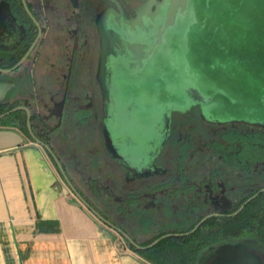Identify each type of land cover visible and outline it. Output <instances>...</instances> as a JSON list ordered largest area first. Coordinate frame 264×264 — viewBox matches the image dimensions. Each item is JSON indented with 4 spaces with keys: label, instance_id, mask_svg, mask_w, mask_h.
I'll use <instances>...</instances> for the list:
<instances>
[{
    "label": "rangeland",
    "instance_id": "374dc122",
    "mask_svg": "<svg viewBox=\"0 0 264 264\" xmlns=\"http://www.w3.org/2000/svg\"><path fill=\"white\" fill-rule=\"evenodd\" d=\"M39 1L46 11H52L51 0ZM210 2L204 6L202 0H191L190 14L179 19L168 32L165 43L142 70L128 69L123 63L116 66L119 102L124 106L141 102L130 108L134 113L127 114L122 122V133L136 143L140 152H146V142L154 136L152 124L162 94L168 92L173 98L180 99L183 89L189 84L202 92H216L218 97L225 94L224 98L230 102L235 100L236 103L251 105L259 102L258 96L264 88V16L251 8L249 2L243 3L238 12L233 10L236 5L233 0ZM209 38L211 42H208ZM131 94L138 96L130 98ZM221 99L222 104L226 103ZM230 126L229 123H208L199 117L196 110L175 113L170 136L158 158L167 174L126 181L122 167L109 156L102 177L95 171L98 177L90 183L94 189L92 199H89L93 204L88 202L139 243L159 237L157 232L160 230L173 232L187 227L206 210H232L238 196L264 183V161L256 163L249 171H241L221 164L211 154L205 143ZM234 126L264 132L263 127L255 125L235 123ZM185 133L194 137L190 157L184 161L188 177L198 183L208 181V170L203 171V168L214 165H221V176L215 178L217 186L214 189L209 187L213 182L210 180L200 191L178 193L171 198L166 192L179 186L175 156L178 140H182ZM172 173L173 181L169 186L159 191L149 190L166 181ZM186 204L194 208L187 210ZM117 233L118 243L123 246L125 237Z\"/></svg>",
    "mask_w": 264,
    "mask_h": 264
},
{
    "label": "crops",
    "instance_id": "0c3cea01",
    "mask_svg": "<svg viewBox=\"0 0 264 264\" xmlns=\"http://www.w3.org/2000/svg\"><path fill=\"white\" fill-rule=\"evenodd\" d=\"M67 3L51 0L52 11L44 8L50 26L42 55L30 77L20 82L0 73V101L37 94L47 143L75 188L92 203L95 171L101 175L109 163L100 126L89 111L61 107L62 77L47 76L49 68L60 64L56 33L73 22L67 16L75 5ZM69 94L87 96L78 80H72ZM117 232L75 194L43 145L18 123H0V264H151L126 243L120 246Z\"/></svg>",
    "mask_w": 264,
    "mask_h": 264
},
{
    "label": "flooded vegetation",
    "instance_id": "af4514ba",
    "mask_svg": "<svg viewBox=\"0 0 264 264\" xmlns=\"http://www.w3.org/2000/svg\"><path fill=\"white\" fill-rule=\"evenodd\" d=\"M26 2L33 17L29 15L24 8L22 0H9L16 22L22 28V36L17 44L8 46L6 49H0V67L12 69L5 73L18 82L26 77H30L33 65L42 55L43 45L48 40V28L50 26L43 5H38L36 8L31 4L30 0H26ZM67 4L69 6L75 5L71 14L67 16V18L73 19V22L72 24H65L62 26L64 31L61 30L56 33L55 41L57 44V52L61 56V59L57 62L60 64L49 68L47 76L49 77L57 74L62 77L61 83L64 87V93L59 103L61 107L69 106L72 110L89 111L93 113L90 115V118L94 117L98 122V126H100V135L103 139L104 148L107 154L122 167L121 169H123L126 181H134V179H139L143 176L157 177L162 174H167V169L158 163V158L163 146L170 136L173 115L175 113H185L192 110H196L199 113V117L208 123H229V125H231L221 130L217 134L218 137L212 138L208 143H205L211 154H213L221 164L223 163L225 166L237 168L241 171H249L256 163L264 161L262 157L256 162L243 165V158L238 155L239 153L236 149H227L221 146V143L227 144L223 142V134H228L229 132H233V134L235 132L250 134V140L255 138L259 143L264 144L263 131L253 128L243 130L234 126L235 123H242L264 128L263 124L256 123H264V121L247 118L223 119L220 116L211 114L209 112L210 110L207 111L206 108H208V104L192 105L185 110H173L171 112L169 125L161 141L146 152H139L140 150L136 147V143L129 140L128 137L122 133V122L125 119V115L132 112L130 108L137 107V105L130 104L131 106H124L119 102V92L115 84L116 66L118 63H123L126 68L139 71L138 68L143 65L144 61H146L145 63L147 64L151 60V55L154 50L150 51V47L155 40L158 27L165 18L169 0H68ZM25 55L26 57L20 65L13 68ZM145 63L144 65H146ZM0 73L3 72L0 71ZM72 80L79 81L80 91L83 90V92L86 93V98L70 96L69 88ZM131 95L130 98L138 96V94ZM129 99H126L127 102ZM39 103L40 101L37 94L32 93L31 97L24 96L9 102L0 101V109H3L1 111V113H3L15 106L26 105L31 112V128L34 126L35 131L40 137L47 138V131L41 129L43 120L37 113L40 107ZM15 111L24 112L25 116H16V121L20 124H26L27 126V114L25 110L18 109L9 111L6 115ZM87 116L88 115H86V118L89 119V116ZM36 128H38V130ZM255 132H258L255 134L256 136H254ZM37 133L34 134L40 138ZM183 136L182 140H178L175 156L176 177L179 186L174 187L172 190H168L171 193L166 192L171 198H174L178 193H192L198 189L200 191L202 190L201 187H206L210 180L213 182H210L209 187L214 189L217 186L215 178L221 176V165L218 167L214 165L203 168V171L206 169L208 170V181L204 180L198 183L195 182L194 179L188 177V173L184 169V161L190 157V150L194 147V137L190 133H185ZM185 147L188 148V155L184 158L182 166L178 167L179 148ZM140 156L143 158V162H141ZM181 177H183V180H181ZM171 181H173V173L164 182H169V186ZM263 187L264 183L248 191L246 190L245 193L238 196L239 199L235 205L236 209L228 214H237L247 202L264 191H260ZM177 189L180 190L178 191ZM174 190L177 191L174 193L172 192ZM251 192L252 194H250ZM250 197L252 198L247 201ZM242 198L244 199L242 200ZM243 203V207L237 213H234ZM186 208L187 210H191L194 207L191 208L190 204H186ZM225 209H209L199 213L198 216L200 214L204 216L212 212H218L220 213L219 215H222L225 214L223 212ZM125 239L126 238H123L124 243H126ZM243 239L256 240L257 243L264 248V243L259 242L255 237H245L223 243H236ZM223 243L210 246L203 251L201 256L203 254L207 255L214 247ZM259 255L262 258L261 264H264V252L259 253ZM199 264H208V261L205 263L199 262Z\"/></svg>",
    "mask_w": 264,
    "mask_h": 264
},
{
    "label": "water",
    "instance_id": "95a60500",
    "mask_svg": "<svg viewBox=\"0 0 264 264\" xmlns=\"http://www.w3.org/2000/svg\"><path fill=\"white\" fill-rule=\"evenodd\" d=\"M210 1L211 0H202L203 3L202 5L208 6L212 3ZM233 1L236 2V5H234L235 9H233L234 11L238 12V10L241 8L240 6H242L243 3L245 4L249 2L248 4L251 6V8H255L257 11H259V13H261L264 16V0H233ZM190 2L191 0H169L165 18L161 23V25L158 27L155 35V40L153 41L152 46L150 47V51L154 50L153 54L158 50L160 46H162L165 43L168 32L174 26L177 25L179 19L182 16H186L190 14L192 9ZM22 3L28 14L33 17L26 0H22ZM21 36H22V28L16 22V19L11 10L9 0H0V49H6L8 46L17 44ZM208 42H211L210 38L208 39ZM153 54L151 56H153ZM25 57L26 55L13 68L20 65V63L23 61ZM145 62L146 61H144L143 65L140 68H138L139 71L142 70ZM10 70L12 69L0 67L1 72H8ZM215 94L210 92H202L195 85H189V84L186 85L185 88L183 89L180 99L173 98V95L168 94V92L167 94H162L160 96V101L158 102L159 108H157L158 110L153 120L154 124H152V129L154 128V136L148 138L146 142V147H148L147 150H149L151 147L156 146V143H159L161 141L164 133L166 132L165 130L169 125L171 112L173 110H185L192 105L208 104L207 105L208 108H206V110L207 111L210 110L209 112L211 114L220 116L223 119L247 118L251 120L264 121V88L262 89V93L259 94L258 96L259 102L255 105H251L247 103L246 104L236 103L234 102L235 100L230 102L224 98V96H226L225 94L221 93L219 97L215 96ZM219 98H222L221 100L225 101L226 103L222 104L221 101H219ZM140 103H137L136 105L138 106ZM18 109H23L26 111L27 128L30 135L34 140H36L41 145H43L45 149L49 152V154L55 161L56 165L58 166L66 183L71 187V189L75 192V194L93 211V213L99 219H101L104 223H106L107 225L111 226L112 228L120 232L129 242L134 244L137 248L150 247L155 243H157L161 238L166 236L187 235L195 231L200 226V224H202L206 219L220 214L218 212H212L204 215L189 231L167 232L153 239L150 243L146 245H141L137 243L120 227L113 224L101 213H99V211H97L81 195V193L75 188V186L71 182L70 178L65 172V169L59 157L53 151L52 147L47 142L42 141L33 133L30 124V117H31L30 109L26 105H18L10 109L9 111L18 110ZM9 111L0 113V118L5 116ZM131 113L133 114L134 111L130 112V115ZM126 115L124 118H126ZM256 123H260L264 125L263 122H256ZM141 162H143L142 157H141ZM262 190H264V187L261 188L260 191ZM252 197L247 199V201L250 200ZM243 205L244 203L234 213H237L243 207ZM262 252H264V248L260 244H258L256 240L243 239L236 243H223L214 247L213 250L210 251L207 255L203 254L199 258V262L205 263L206 261H208V264H261L262 258L260 257L259 253Z\"/></svg>",
    "mask_w": 264,
    "mask_h": 264
},
{
    "label": "trees",
    "instance_id": "16d2710c",
    "mask_svg": "<svg viewBox=\"0 0 264 264\" xmlns=\"http://www.w3.org/2000/svg\"><path fill=\"white\" fill-rule=\"evenodd\" d=\"M2 110L3 109H0V113ZM16 116L21 117L25 116V114L23 111H15L1 117L0 123L8 125L16 124L18 123L16 121ZM18 124L23 131L29 133L26 124ZM32 129L36 134L37 132L34 126H32ZM257 133L258 132H255L254 136H256L255 134ZM37 135L40 137L38 133ZM250 137V134L239 132L233 134V132H229L228 134H223V142L227 144L221 143V146L227 149H236L239 153L238 155L243 158V165L256 162L260 158H264V144L259 143L255 138L250 140ZM40 139L44 142H48L47 138L40 137ZM187 155L188 148H179L178 167L182 166L184 158ZM181 180H183V177H181ZM168 183L169 182H162L156 184L149 190L152 191L166 187ZM177 190L179 191L180 189ZM177 190L172 192L175 193ZM167 193L171 192L167 191ZM250 194H252V192ZM244 198H242V200ZM234 209H236V207L232 210L225 209L223 211L225 214L208 218L195 231L187 235L166 236L150 247L137 248L127 239H125V241L129 248L151 264H199L201 254L210 246L245 237H255L259 242L264 243V191L247 202L237 214H228ZM202 216L203 214H200L194 219V222L190 223L187 227L177 229L173 232H185L190 230ZM167 232L171 231L160 230L157 232V236ZM133 239L135 240V238ZM150 242L151 240L144 243H137L146 245Z\"/></svg>",
    "mask_w": 264,
    "mask_h": 264
},
{
    "label": "built area",
    "instance_id": "2783aa9c",
    "mask_svg": "<svg viewBox=\"0 0 264 264\" xmlns=\"http://www.w3.org/2000/svg\"><path fill=\"white\" fill-rule=\"evenodd\" d=\"M122 243H124V241L122 240Z\"/></svg>",
    "mask_w": 264,
    "mask_h": 264
}]
</instances>
